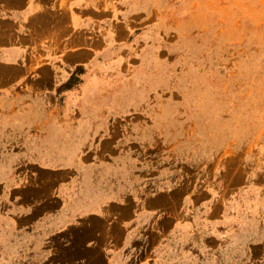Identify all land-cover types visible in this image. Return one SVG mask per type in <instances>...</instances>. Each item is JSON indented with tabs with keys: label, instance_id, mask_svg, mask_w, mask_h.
<instances>
[{
	"label": "rangeland",
	"instance_id": "obj_1",
	"mask_svg": "<svg viewBox=\"0 0 264 264\" xmlns=\"http://www.w3.org/2000/svg\"><path fill=\"white\" fill-rule=\"evenodd\" d=\"M96 2L102 43L75 70V104L82 121L111 122L100 150L124 153L132 224L118 262L104 249L106 221L89 219L91 255L47 264H264V0ZM86 128L83 154L97 141ZM34 173L16 185L46 196L63 185ZM82 185L83 203L94 192L90 177Z\"/></svg>",
	"mask_w": 264,
	"mask_h": 264
},
{
	"label": "crops",
	"instance_id": "obj_2",
	"mask_svg": "<svg viewBox=\"0 0 264 264\" xmlns=\"http://www.w3.org/2000/svg\"><path fill=\"white\" fill-rule=\"evenodd\" d=\"M97 7L96 0H0V264L91 255L81 238L89 219L106 221V255L116 262L126 256L124 228L132 222L124 227V153L100 150L111 122L82 121L75 104V70L102 43L104 12ZM104 26L107 42L113 28ZM58 95L65 104L50 103ZM87 126L97 141L83 154ZM34 171L63 185L47 196L32 181L16 185ZM82 177H90L94 192L83 203Z\"/></svg>",
	"mask_w": 264,
	"mask_h": 264
}]
</instances>
